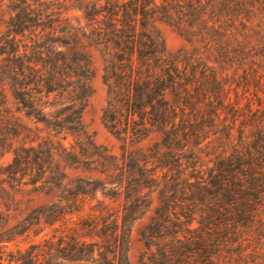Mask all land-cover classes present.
Instances as JSON below:
<instances>
[{"label": "trees", "instance_id": "1", "mask_svg": "<svg viewBox=\"0 0 264 264\" xmlns=\"http://www.w3.org/2000/svg\"><path fill=\"white\" fill-rule=\"evenodd\" d=\"M156 22L182 38L176 54ZM91 49L103 62V124L130 146L118 157L82 121ZM4 86L35 129L59 138L53 147L7 122L18 146L1 175L53 198L23 231L52 227L81 198L102 200L82 234L64 228L24 250L0 247V264H130L132 225L152 195L140 264H264V0H0V102ZM67 168L101 178L66 183Z\"/></svg>", "mask_w": 264, "mask_h": 264}, {"label": "rangeland", "instance_id": "2", "mask_svg": "<svg viewBox=\"0 0 264 264\" xmlns=\"http://www.w3.org/2000/svg\"><path fill=\"white\" fill-rule=\"evenodd\" d=\"M58 2L68 7H74L86 4L88 0H58ZM72 14L77 15V13ZM3 15L6 19V15ZM155 28L162 37L167 52L170 55L176 54L183 46V40L175 28L162 22H156ZM89 55L93 70V78L90 82L92 93L82 115V121L87 131L92 136L93 141L98 146L107 149L111 155L118 157L123 147L130 149V146L114 137L103 124L102 111L105 106L107 93L106 86L102 81L103 62L98 51L91 49L89 50ZM2 93L4 98L1 99L3 102H0V238H7L11 234H14V232L17 233V235H11L10 237L13 238V240L8 243H0V247L11 252H15L18 249L24 250L30 246L41 243L45 238L57 236L53 234V231L57 230L58 232L64 228L68 233L80 231V234H82V225L87 219V213L90 210L97 209L96 200H102L100 195H97L95 199L91 197L81 198L79 202V211L74 214H68L64 219L57 222L52 227L42 226L39 228L31 226L28 230L23 231L24 229L19 225L24 218H26L28 222H34L36 215L35 210L40 206L50 204L53 198L44 194H30L25 191H18L16 187L13 188L9 183L7 184L6 177L1 175L2 170L12 161L13 149L18 146V142L14 140L13 144H9L10 140L7 138L10 134H13V131L10 130V126L7 125V122L11 120L13 123H20L23 126H28L33 130V137H37V140L41 142H50V144L53 142V147L56 146L55 142L58 141L59 138L55 137L51 132H48L40 125L35 129L36 126L31 124L30 121L24 118L22 113L17 111V105L6 86L2 87ZM158 139V135H152L138 147L146 150L158 141ZM70 141L71 139L67 138L63 143L68 146ZM65 171L67 174L66 183L76 179L101 178L98 175H91L79 169L67 168ZM155 206L156 196L152 195L151 206L148 208L147 212L132 225L128 252L130 264H140V259L145 252L140 232L144 226L149 223ZM1 224L6 225L1 226ZM16 225H18V227L16 229L14 228L11 234H8L9 232L5 233V230L11 229ZM64 264L88 263L64 262Z\"/></svg>", "mask_w": 264, "mask_h": 264}]
</instances>
